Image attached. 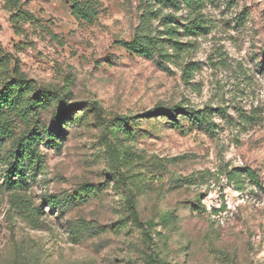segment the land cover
Segmentation results:
<instances>
[{
    "label": "rangeland",
    "instance_id": "374dc122",
    "mask_svg": "<svg viewBox=\"0 0 264 264\" xmlns=\"http://www.w3.org/2000/svg\"><path fill=\"white\" fill-rule=\"evenodd\" d=\"M22 3L34 20L15 27L0 0V82L18 67L59 97L40 115L43 123L57 110L72 120L60 138L39 145L40 161L28 170L23 194L43 206L40 227L23 222L0 192V264H147L153 253L167 264H264V0H205L197 35L188 31L194 15L184 4L103 0L98 20L80 24L70 0ZM169 14L185 50H170L167 68L119 44L166 37ZM158 104L204 110L212 129L184 131L156 117L132 119L131 134L118 140L105 132L118 115ZM35 124L19 123L16 136ZM110 142L124 158L119 167L110 162ZM12 146L7 141L5 151ZM5 169L1 163L0 183ZM118 170L126 189L112 178ZM126 196L135 199L142 228H114L129 216ZM197 197L200 208L192 205ZM164 211L175 221L157 224L149 243L145 223H159Z\"/></svg>",
    "mask_w": 264,
    "mask_h": 264
},
{
    "label": "trees",
    "instance_id": "16d2710c",
    "mask_svg": "<svg viewBox=\"0 0 264 264\" xmlns=\"http://www.w3.org/2000/svg\"><path fill=\"white\" fill-rule=\"evenodd\" d=\"M23 0H5L6 8L11 12V21L15 27L21 21H33V14L23 8ZM164 6L178 10L184 4L191 13L193 19L191 25L188 26L190 34L197 35L198 31L205 28L204 19L200 18L201 8L205 4V0H162ZM71 12L75 19L80 24H92L99 18L103 8V0H70ZM174 15L163 16V34L166 37L159 35H137L130 40L121 39V44L129 53L140 57L150 58L155 60L156 64L162 68L165 66V61L171 60L170 50L173 56H178L185 50V46L178 40L179 30L177 26L172 25L176 21ZM264 64V50L262 51ZM156 56L158 57L156 59ZM6 67V62L1 56L0 47V68ZM58 97L57 93L40 89L36 82L27 78L20 69H14V75L10 74L0 82V164L6 165L4 173V181L0 183V192L9 194V202L11 208L16 215L32 228H39L41 218L44 216L43 206H34L23 194L29 189L28 170L39 163L41 153L39 145L45 139L54 141L60 138L65 132L67 123L72 120L67 117V111L57 110L53 112L50 125H46L40 119V115L49 108L50 104ZM97 108L96 103H94ZM99 114V113H97ZM70 116V115H68ZM164 117L167 123L173 126L189 131L210 132L212 129V120L204 110L195 109L189 106L162 105L158 104L141 113L129 116L118 115L111 127H105V132L113 135L115 139H119L121 134L128 136L131 134V120H138ZM36 123L34 129L26 128L22 134L16 136V128L19 123ZM28 127V126H27ZM12 140V149L5 151L7 141ZM110 162L113 166L119 167L124 163L123 156L120 155L116 146L111 142L107 144ZM7 154V155H6ZM240 171V170H239ZM249 177L255 178V173L250 168L242 170ZM241 173V171H240ZM112 178L117 185V188H127V176L121 171H114ZM100 187H94L92 192H97ZM57 203V200H50L48 204ZM126 207L129 212L128 218L121 219L114 228H122L129 225L130 222L134 226L143 227L139 220V212L136 206V201L131 196H126ZM195 208H200V197H197L192 204ZM159 223L151 219L145 223L146 229L142 230L144 239L151 243L150 231L154 230L157 224H161L164 228H168L175 221L173 211H164L158 215ZM80 228V227H79ZM90 229L85 226L84 230ZM159 234V232H157ZM81 231H78V235ZM145 262L147 264H167L162 261L156 253L149 255Z\"/></svg>",
    "mask_w": 264,
    "mask_h": 264
}]
</instances>
